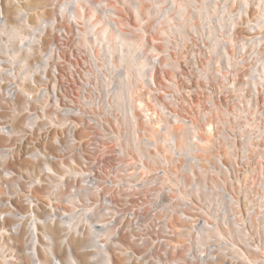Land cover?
<instances>
[{
    "label": "rangeland",
    "instance_id": "1",
    "mask_svg": "<svg viewBox=\"0 0 264 264\" xmlns=\"http://www.w3.org/2000/svg\"><path fill=\"white\" fill-rule=\"evenodd\" d=\"M0 12L14 26L0 34L7 44L0 45V126L13 132L0 131L3 264L22 247L7 240L6 230L15 234L34 222L40 251L51 246L52 257L64 264V236L79 264H264V0H1ZM117 67L126 75L110 71L106 81L153 78L165 86L168 112L185 121L179 126L210 135L203 191L186 208L194 222L173 219L177 229L170 237L151 227L169 209L182 207L179 196L161 198L131 227L150 246L130 241L122 228L120 238L112 236L114 230L99 236L109 243L103 250L91 245L92 229L81 210L68 232L48 218L71 209L67 190L80 183L82 171L104 176L107 152L89 149L85 134L117 123L105 115L86 116L99 112L100 70ZM84 87L89 90L83 94ZM68 130L80 145L67 143ZM56 135L68 148L64 153L55 146ZM57 153L70 162L68 174L48 162L54 173L64 174L62 180L45 172L42 157ZM88 157L92 163L85 167ZM116 167H109L107 177L121 186ZM213 186L214 193L208 188Z\"/></svg>",
    "mask_w": 264,
    "mask_h": 264
},
{
    "label": "built area",
    "instance_id": "2",
    "mask_svg": "<svg viewBox=\"0 0 264 264\" xmlns=\"http://www.w3.org/2000/svg\"><path fill=\"white\" fill-rule=\"evenodd\" d=\"M110 71H115L117 76L126 75L124 67L100 70L104 82L102 88L97 89L101 97L96 99L100 102L96 104L99 112L91 111L86 117L105 115L115 119L117 125L88 129L85 134L89 149L98 146L107 152L101 160L103 177L85 172L88 191L100 187L104 202L101 207L106 212L110 209L114 212L116 229L137 228L135 225L143 222L145 210L156 206L161 198L173 200L179 196L181 209H169L160 223L151 224L153 228L165 230L166 236H173L177 229L173 219L183 223L195 220L186 208L192 199L197 201L203 191L201 180L207 167L204 153L210 134L189 125L179 126L186 125L185 121L168 112L164 105L168 97L165 86H158L153 78L141 83H128L126 78L106 81L105 77L112 76ZM86 89L83 88V94ZM68 134L71 145H80L74 130H68ZM181 140L187 149L180 148ZM89 157L84 159L85 167L92 163ZM109 167L118 169L123 180L121 186L107 177ZM208 188L214 193V186ZM88 211L93 215L97 210Z\"/></svg>",
    "mask_w": 264,
    "mask_h": 264
},
{
    "label": "bare ground",
    "instance_id": "3",
    "mask_svg": "<svg viewBox=\"0 0 264 264\" xmlns=\"http://www.w3.org/2000/svg\"><path fill=\"white\" fill-rule=\"evenodd\" d=\"M0 9H1V0H0ZM109 23L112 25L111 20L109 21ZM29 26H31V25H29ZM13 28H14V26L8 24V22L1 15V12H0V32H2L0 34L8 35V31L12 30ZM33 29H36V28L33 27ZM116 29L119 30L118 27H116ZM0 45L6 46L7 45L6 41L0 38ZM2 62H4V60L0 59V63H2ZM22 92L27 95L26 92H24V91H22ZM28 95H30V94H28ZM140 103L141 102H138L139 105H140ZM179 128L180 127L178 126L177 129H179ZM0 131H3L4 133H7V134L13 133L11 131V129H8L6 126H0ZM53 141L55 143V146L58 147V150L60 152L64 153L68 149L60 143L59 135H56L55 137H53ZM70 142H71L70 134H68V131H67V143L71 144ZM180 148L187 149L186 144L183 140L180 141ZM2 151L3 150L0 149V152H2ZM42 157H44V160H46V163L44 164L47 167V168H45V172H48L47 174H49V175H54L55 179L62 180V178L64 177L63 176L64 174H60L59 172L54 173L55 170L53 171V168L50 165L51 162H55L59 165H62V167L67 170L66 174L69 173L68 171L70 170V162L67 161V163H66L63 155H60L58 153L54 154L52 156L47 155V154H42ZM67 159H68V157H67ZM48 162H50V163H48ZM78 177L80 179L79 180L80 183L79 184L77 183L75 185L74 184L70 185L69 189L67 190L68 192H67L66 198H65V203L67 205H69L70 203L73 205L71 207V209H69V211L68 210H62V209H61V211H58L55 209L57 213H60V216L55 213V215L50 216L48 218V220H50L52 223H54L55 220L56 221L58 220L59 224L61 226H64L66 228V231L68 232V230L71 227L72 220L74 221V219H75L74 216L77 215L78 211L81 210L82 213H80V215L87 218L86 222H87V224H90L89 226H91V229H92V237L93 238L90 240V243L92 246H96L99 249L108 250L109 243L103 241V239H101L99 236L102 233H106L108 230H110L111 232H112V230H114L116 233V236L115 235H112V236L115 238H120L119 232L123 229L128 231V234H129L128 236L131 239L130 241L136 240L135 244H138V245L142 244V246L143 245L150 246L149 242L143 241L146 239L135 236V234H140L139 231H137L135 229H131V228H123V229L117 228L116 229V227L113 226V222L115 221V218H113V217H115L114 212L111 209H110V211L106 212L101 207L104 202H103V197L101 195V192L99 191L100 187L96 186L95 190L90 192V191H88V187H87L88 184L86 182L85 171H82ZM15 179L16 178L14 176H11V175L9 176V181L13 182ZM53 208H54V206H53ZM89 209H92V210L96 209L97 210L94 212V215L96 216V218L98 220L95 219V221H92L89 219L91 217L88 215L89 213H87V211ZM9 218H10V214L4 216V218L1 220L2 221L1 225L3 228L5 226L4 224L10 222ZM13 219L15 220V217H13ZM20 220H22L21 217L17 221H13L12 224L13 225L17 224V222L19 223ZM36 233H37V223H35V222L29 230H27L26 226H23V225H21L20 227H17L15 234H13L12 232H8L6 230L7 240L12 241L14 244L22 243V247H21L22 249L21 248L19 249V252L17 253L16 258L10 259L7 264H64V262H62L61 259H59L55 256L52 257V255H54V252H53V248L51 246H48L45 249H43L44 250L43 253L40 251V249L38 248V245L36 243V236H37ZM26 234H29V237H30L28 241H24ZM140 239H142L141 242H140ZM65 244H66V258H67V261L69 262L67 264H79L73 255L70 244L67 242L66 236L62 237V239H61V245L65 246ZM113 246H115V245L113 244ZM121 246L124 248V245H121ZM115 248H117V247H115ZM126 253H127V255H126L127 257H132L130 252H126ZM0 264H3V263L0 261Z\"/></svg>",
    "mask_w": 264,
    "mask_h": 264
}]
</instances>
